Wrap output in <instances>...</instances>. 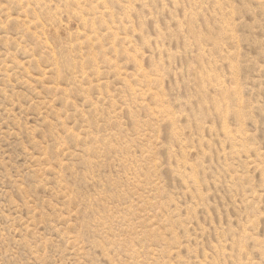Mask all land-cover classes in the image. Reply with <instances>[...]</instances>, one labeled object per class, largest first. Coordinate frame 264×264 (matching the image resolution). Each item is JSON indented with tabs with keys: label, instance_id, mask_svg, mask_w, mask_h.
Listing matches in <instances>:
<instances>
[{
	"label": "rangeland",
	"instance_id": "rangeland-1",
	"mask_svg": "<svg viewBox=\"0 0 264 264\" xmlns=\"http://www.w3.org/2000/svg\"><path fill=\"white\" fill-rule=\"evenodd\" d=\"M0 264H264V0H0Z\"/></svg>",
	"mask_w": 264,
	"mask_h": 264
}]
</instances>
